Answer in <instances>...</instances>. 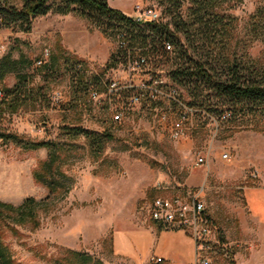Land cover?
I'll return each instance as SVG.
<instances>
[{
	"label": "rangeland",
	"instance_id": "374dc122",
	"mask_svg": "<svg viewBox=\"0 0 264 264\" xmlns=\"http://www.w3.org/2000/svg\"><path fill=\"white\" fill-rule=\"evenodd\" d=\"M12 1L21 6L22 0ZM110 2L112 7L127 15L137 4L161 12L165 9V5L153 0ZM263 4L264 0L219 1L215 9L234 18L229 27L231 40L226 41L227 31L221 29L216 33L214 46L199 39L189 53L205 59L210 51L212 57L218 58V51L224 49L227 42L230 52H234L238 60L247 62L250 71L264 49L262 40L254 38L250 17ZM190 6L185 0L179 9L185 18ZM75 22L82 24L85 33L82 41L92 45L91 49H84L87 56L80 58L65 49L61 35L65 26L71 27ZM0 40L5 43L0 58L7 53L14 58L24 56L29 63L22 69L33 75L28 87L33 94L40 89L16 112L6 115L3 127L19 135L22 143L0 140V202L17 207L28 197L38 201L33 207L37 224L30 218H20L15 210H6L7 221L0 223L3 242L16 261L21 264H81L66 251L70 249L91 255L95 264H132L112 256L113 227L122 223L149 222L151 218L144 207L156 197L198 193L206 169L204 165L195 164L201 156L217 163L205 172L204 197L201 198L213 219L216 235L238 237L237 219L225 204L243 206L242 188L257 182L260 172L249 165L243 169V178L233 181L226 177L230 170L223 167L222 162L218 164V157L224 151H229L233 157L250 155L245 151L251 150L248 146H254L256 155L264 156V130H261L264 111L245 115L238 111L237 119L220 124L218 131L211 122L196 121L188 124L187 138L175 140L147 111L132 110L122 122L115 123L111 120V110L94 106L88 100V93L77 91L71 73L72 61L83 59L87 65L92 64L100 70L108 64L117 47L113 36L90 24L77 12L38 17L30 33L0 29ZM46 52L56 59L51 65L52 71L35 63L39 59L48 62L44 59ZM257 66H264L263 56ZM218 71L224 78L223 63ZM15 82V74H9L0 83L2 95L4 87L13 86ZM37 97L42 101H34ZM55 98L60 99L58 106L51 102ZM211 100L220 106L231 105L223 104L220 98L212 97ZM236 108L240 110L241 105ZM74 128L109 133L113 138L93 147L91 140L76 134ZM239 135V145L243 147L236 150L230 143ZM39 140L51 142V147L33 149L27 144ZM51 154L56 156L55 161L50 162ZM45 162L49 166L44 169ZM254 170L258 171L257 178L251 176ZM190 171H194L191 181L196 184L192 188L189 187ZM37 172L42 174L40 180L35 177ZM231 255L229 262L220 258L217 264H233V252Z\"/></svg>",
	"mask_w": 264,
	"mask_h": 264
},
{
	"label": "trees",
	"instance_id": "16d2710c",
	"mask_svg": "<svg viewBox=\"0 0 264 264\" xmlns=\"http://www.w3.org/2000/svg\"><path fill=\"white\" fill-rule=\"evenodd\" d=\"M153 1L165 5L164 11H160L161 18L156 22L141 25L121 10L112 7L109 0H22L21 6H17L12 0H0V29L30 33L33 22L38 17L49 13L77 12L85 17L90 24L97 26L104 33L113 36L116 41L122 43L119 49L120 56L126 55L128 51L139 49L141 53L148 56L155 57L157 53H162L170 57V54L165 50V45L173 44L177 57L175 58L176 68L171 71V74L179 83L189 87V105L197 110L205 109L207 113L215 115H220L223 111L230 112V118L221 124L236 120L238 111L244 115L264 111V66H257L261 62L262 56L264 57V49L263 55L256 59V64L252 65L250 71V68L246 66L247 62L238 60L236 54L230 52L227 42L225 48L217 53L219 59L216 56L212 57L210 51L205 55V59L203 57L195 58L189 53V49L199 39L214 46L216 33H219L221 29L227 31L226 41L231 40L229 27H232L231 22L234 21V18L215 9L221 0H188L191 6L188 8L186 18L179 12L185 0ZM176 12L177 14H175ZM250 22L254 38H259L264 43V4L256 8L250 17ZM212 50L213 48H211V52ZM117 58L113 52L106 65L107 68L113 65ZM39 60L42 61L40 66L45 65L47 71H52L51 65L56 60L54 56H49L48 62ZM39 60L35 63L37 64ZM28 63V60L22 55L19 58H14L10 53H7L0 58V83H3L9 74L14 73L16 77L14 85L5 86L3 95L0 97V140L2 143L8 141L22 143L19 135L10 133L3 127L7 119L6 115L16 112L26 104L28 98L34 97L40 92L38 89L33 94V90L28 87L33 75L22 69ZM221 63H223L224 78L220 77L218 71ZM84 64L85 61L78 58L71 63V73L78 92H86L89 89L82 72ZM203 91H207V93L204 94ZM212 97L220 98L223 104L230 103L231 105L227 107L217 105L212 102ZM38 99L39 97L34 98V101H42L41 98ZM236 105H241L240 110L236 108ZM200 114V112L197 113L198 116ZM73 130L76 134H83L89 138L93 147L96 143L100 146L101 142L113 138L109 133H93L83 128H74ZM261 130H264V127ZM27 144L30 148L35 149L51 147L52 143L39 140L28 141ZM51 155L50 162L55 161L56 156ZM44 165V169L49 166L46 162ZM35 177L40 180L42 174L37 172ZM37 202L34 197H28L17 207L0 202V223L7 221L6 210H15L20 218H30L37 224L38 221H36L33 212V207L37 205ZM4 225L9 226V224ZM11 229L13 228L11 227ZM3 234L4 231L0 227V263L21 264L7 250L3 242ZM66 251L81 264H95L94 258L89 254L70 249H66Z\"/></svg>",
	"mask_w": 264,
	"mask_h": 264
},
{
	"label": "built area",
	"instance_id": "2783aa9c",
	"mask_svg": "<svg viewBox=\"0 0 264 264\" xmlns=\"http://www.w3.org/2000/svg\"><path fill=\"white\" fill-rule=\"evenodd\" d=\"M127 16L141 25H147L160 20L161 13L155 8L137 4ZM121 45L122 43L117 41L113 52L118 58L109 68L105 66L97 70L92 64L87 65V61L83 66L78 65L83 67L84 81L89 85L85 92L88 93V100L94 106L111 110L112 122L120 123L132 110L140 109L150 113L154 122L159 123L173 139L182 140L189 136L188 124L206 120L218 131L220 124L230 118L228 111L215 115L189 105V87L179 83L171 74L176 68L177 57L173 44L165 45L170 57L162 53H157L155 57L148 56L139 49L120 56ZM4 47L0 42V50ZM49 56V52H46L44 59ZM41 63V60L37 62L38 65ZM59 101L60 99H51L55 106H58ZM198 112L201 113L200 116L197 115ZM230 157L229 151L221 154L222 159L229 160ZM206 162L207 157L201 156L195 164L200 166ZM254 171L251 176L257 178L258 171ZM144 211L163 228H178L193 238L197 259L192 264H217L220 258L225 262L232 259L229 244L216 235L213 219L206 211L205 203L198 193L182 197H156L144 207ZM149 261L159 264L162 258L150 256Z\"/></svg>",
	"mask_w": 264,
	"mask_h": 264
},
{
	"label": "crops",
	"instance_id": "0c3cea01",
	"mask_svg": "<svg viewBox=\"0 0 264 264\" xmlns=\"http://www.w3.org/2000/svg\"><path fill=\"white\" fill-rule=\"evenodd\" d=\"M84 34L82 24L79 22L73 23L71 27L65 26L61 31L65 49L72 51L78 58L87 56L84 55V49L92 47L89 43L85 44L82 41ZM0 42L5 45L3 41L0 40ZM240 140L239 135V138L231 141V147L236 150L243 147L239 145ZM248 147L251 150L245 149V151L250 155L243 157L231 155L229 160L218 157L220 160L218 164L222 162L223 167L230 170V174L226 177L233 181L243 178V169L249 165H254L260 172L257 182L242 188L243 206L237 203L225 204L229 212H232L237 219L239 235L235 237L227 234L222 239L229 244L233 252V264H264V156L256 155L254 146ZM216 164L207 159V162L203 164L206 166L205 172L213 169ZM205 172L198 191L200 198L204 197ZM193 173L194 171L189 172L191 188L196 186L191 181ZM142 198L144 197L141 196ZM110 247L115 259L132 264H154L149 262L150 256L161 257L162 262L159 264H192L197 259L196 243L192 237L178 228L165 229L152 219L136 225L122 223L113 227Z\"/></svg>",
	"mask_w": 264,
	"mask_h": 264
}]
</instances>
